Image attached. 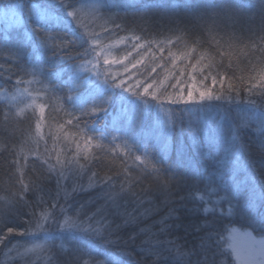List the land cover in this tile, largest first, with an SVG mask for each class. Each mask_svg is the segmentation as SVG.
<instances>
[{"label":"snow or ice","instance_id":"snow-or-ice-1","mask_svg":"<svg viewBox=\"0 0 264 264\" xmlns=\"http://www.w3.org/2000/svg\"><path fill=\"white\" fill-rule=\"evenodd\" d=\"M112 8V0H0L17 31L0 37V58L20 65L13 91L0 88L6 105L0 129L17 137L0 144L16 178V187L6 181L8 195L0 196L5 257L43 253L44 264H122L110 251L115 247L127 264H232L230 257L235 264H264V239L234 227L224 236L218 227L239 215L249 229L264 232V0H125ZM129 17L139 32L125 27ZM47 53L68 62L63 96L45 82ZM32 85L38 90L30 91ZM20 98L29 102L21 105ZM41 98L55 101L52 112L62 113V122L46 119L50 105L38 104ZM181 104L223 111L212 127L189 121L192 143L186 149L176 143L177 160L169 163L168 140L191 111ZM117 110L130 112V127L141 130L154 110L162 143L150 150L115 118L101 127ZM29 114L34 126L25 131L19 124ZM249 129L259 134L258 144L245 142ZM214 147L223 155H214ZM197 156L215 163L201 174L192 167ZM81 194L87 198L77 199ZM40 233L43 244L10 239L32 241Z\"/></svg>","mask_w":264,"mask_h":264},{"label":"trees","instance_id":"trees-1","mask_svg":"<svg viewBox=\"0 0 264 264\" xmlns=\"http://www.w3.org/2000/svg\"><path fill=\"white\" fill-rule=\"evenodd\" d=\"M119 2L120 1L117 2V5L119 4ZM124 2L125 0H122V4ZM161 2H163V0H161ZM172 2H175V0H172ZM112 3L116 4V0L112 1ZM117 8L113 6L112 11L117 10ZM121 15H123L122 11H121ZM123 23L125 24V27L129 29H132L135 27V30L139 32V27H138L139 22L133 21L131 17L124 20ZM163 23H167V22L163 21ZM156 31H159V29L157 28ZM152 32H153V27H149V32L145 34V38H150V34ZM5 33L6 32L3 31L2 28L0 27V37H3ZM8 33L13 37L17 35V31L13 28H12V31H9ZM120 35H125V33L121 32ZM118 52L120 55V50H118ZM116 55H117V52H116ZM46 57H50V53H47L45 57H41V66L44 67L45 73H46L45 78H44L45 82L48 84H52L56 87V95L63 96L65 95V93H67L68 88L70 87V84L68 83V75L66 74L68 71V62L67 61L58 62V61H54L51 59H47ZM28 59L35 60V56L29 57ZM24 63H26V61H21V64H24ZM0 65H3L4 68L13 67V71L11 73L8 71H4L3 69H0V88L7 89L9 92H12L14 85H15L16 77L17 75H19L18 69L20 65L11 66L6 62L4 58H0ZM157 72H161V69H157ZM27 78L28 77H25V79ZM161 78L163 77L161 76ZM172 83H175V80H172ZM38 87H39L38 85H32L30 86V91H36L38 90ZM26 102L27 101H21V105ZM40 103H48L50 105V107L45 109L46 119L51 121L54 118L55 120L62 122V119H61L62 113L52 112V106L55 105V101H46L41 98L39 99V104ZM65 106H67V104ZM5 107L6 105L4 104V101L0 99V118H2V113ZM173 107L177 108V106L175 105ZM184 107H188L191 111L189 114L184 115L183 123L181 125H178L173 136L169 138L170 142L172 143L170 154L169 153L166 154V159L168 160L169 163H175L177 160V154H176V151L174 150V145L176 143H179L181 146L185 147V149L187 148V145L192 143V139L188 134L189 133V121L193 122V124L198 123L201 128L209 127L206 121L204 120L205 116L203 117V115L201 116V113L196 112L197 106L195 104H189V105L181 104L178 106V108H184ZM203 108H200V109L202 110ZM229 110L233 114H235L238 111L236 105L229 106ZM154 113H155L154 111H152L151 113H147V117L145 119L146 126L143 128V130L141 129H139L138 131L134 129L130 130V127L126 124V120L128 117L127 114L122 113L119 110L113 112L112 115L107 118V121H104V120L100 121V126L103 127L106 122L110 123L113 120V118H115L116 123L118 125L123 126L125 133H127L128 135L136 136L138 140L140 139L141 136H143L144 140L149 144L150 150H155V147L159 146L161 142L157 140L155 131L154 129H152V126H151L154 120ZM254 114L255 116L258 117V113H255V110H249L248 115L253 116ZM212 123L214 124V120H212ZM15 124L16 122L12 121L9 123L8 127L12 128ZM33 126L34 125L32 123V118L30 114H29V119L23 120L19 124V127L21 129H24L25 131L29 130ZM253 128H255V124H253ZM44 130H45V133H47V126L45 127ZM259 140H260V136L257 132L251 129L247 130L246 136H245V142L251 141V142H255L256 144H258ZM16 142H17V137L8 136L6 132L0 129V144H10V143H16ZM48 143L49 145H51L50 139ZM104 143L107 144L108 142L105 141ZM42 149H43V144H41V150ZM212 153L216 155L217 157L223 155V152L219 148H215V147L212 149ZM10 159L11 157L7 153H0V196L8 195V192L4 191V186H5L6 181H11L12 187L13 188L16 187L14 183L16 178L10 175L11 172L14 171L12 165L8 163ZM107 159L112 160L113 158L109 156ZM253 159L256 161H259L260 159L259 152H256L253 154ZM197 161H199V163H197ZM105 163L106 161L102 160L100 165H98V167H102ZM212 163H215V161L214 160H201L200 157L198 156L192 159L193 169L199 168L201 174H203L205 167ZM208 170L212 171L210 167ZM180 171L183 173L184 169H180ZM238 172H239V179L243 180L244 175H245L244 171L242 169H239ZM136 174L137 173L134 172V175ZM145 183H151V181L146 180ZM141 187H143V185H141ZM86 198H87V195L85 194H81L80 196L77 197V199H81V200L86 199ZM28 199L32 200L34 199V197L31 194H29ZM192 207H193L192 204L187 205V208L189 209H191ZM21 211H23V209H21ZM184 214L185 213L181 212L182 216ZM156 218L158 217H154L153 219H156ZM151 222H152L151 219L146 221V223H149V224ZM233 226L238 227L243 230L252 231L253 234H255V236L257 237H264V232L249 229L247 224L244 222L243 218L239 215H233L231 217H227L223 219L222 221H220L218 224V227H220L221 229V235H224V236H226V233H227L226 231H224V229H228ZM178 235L182 236L183 232L181 231L180 233H178ZM10 239L12 241V244H16L18 241H20L26 247L30 246L32 243H39V244L45 243V236L43 233L37 234V239L32 240V241H29L28 238L26 237H20V236H15V235L13 237H10ZM68 239H71V237H69ZM189 239H191V237ZM58 242L59 241H57V243ZM65 243L67 244L68 240H65ZM137 243H139V241ZM12 244H10L9 247H11ZM129 250L135 253L137 259H139L142 255L141 253L136 251L135 247L130 248ZM100 251H103V249H100ZM110 251L117 254V259H119L122 262V264H127L129 260V257L127 255H120L119 249L115 247L111 248ZM38 255L41 257L40 259H37V254H29L27 257L21 258V257H17L15 253H12L9 257L6 258L5 249H3L2 246H0V264H30V262L32 261H34L35 264H44L43 253H39ZM98 259L103 260L105 259V257L101 255L98 257ZM230 261H232V264H235L234 258L230 257ZM144 264H150V261L145 260Z\"/></svg>","mask_w":264,"mask_h":264},{"label":"rangeland","instance_id":"rangeland-1","mask_svg":"<svg viewBox=\"0 0 264 264\" xmlns=\"http://www.w3.org/2000/svg\"><path fill=\"white\" fill-rule=\"evenodd\" d=\"M112 1H115V0H112ZM118 1H120L119 2V4L117 5V2ZM113 4V6H115V8H117L118 6H120V5H122V0H116V4H114V3H112ZM113 9V8H112ZM116 11V10H115ZM12 23V20H11V16H9V18L7 19V20H5V18H4V16H3V14H2V11H0V27L2 28V30L3 31H7V33L9 32V31H12V28L11 27H9V25ZM14 29V28H13ZM117 56H119V52H118V50H117ZM21 101H27V102H29V100L27 99V98H20V103H21ZM26 102V103H27ZM37 103L39 104V99L37 100ZM213 104H216L217 102H212ZM223 111V108H220V109H216V108H213V107H204L202 110L199 108H196V112L197 113H201V116L203 115V117L205 116V118H204V120L206 121V123L208 124V126L209 127H212V126H214V124L212 123V120H214V122H215V120L217 119V111ZM38 109H37V113H38ZM154 111V110H153ZM155 112V111H154ZM127 120H126V124L130 127V125L132 124V115H131V113L129 112V113H127ZM146 117H147V113L145 114V117H144V119H146ZM151 126H152V129H154L155 130V128H156V114L154 113V120H153V123L151 124ZM132 129H134V130H139V129H137V128H135L134 126H132V127H130V130H132ZM158 140V139H157ZM161 143H162V141H160ZM168 144H169V149H168V152H167V154L169 153L170 154V152H171V145H172V143L170 142V140H168ZM234 228H238V227H235V226H233ZM233 227H231V228H233ZM238 229H240V228H238ZM241 231H245V230H243V229H240ZM226 235H227V233H226ZM252 235L257 239V240H260V239H264V237H257V236H255V234H253V232H252Z\"/></svg>","mask_w":264,"mask_h":264}]
</instances>
